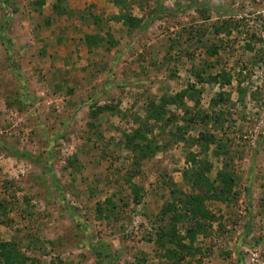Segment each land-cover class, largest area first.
Returning <instances> with one entry per match:
<instances>
[{
	"label": "rangeland",
	"instance_id": "obj_1",
	"mask_svg": "<svg viewBox=\"0 0 264 264\" xmlns=\"http://www.w3.org/2000/svg\"><path fill=\"white\" fill-rule=\"evenodd\" d=\"M0 243L264 264V0H0Z\"/></svg>",
	"mask_w": 264,
	"mask_h": 264
},
{
	"label": "trees",
	"instance_id": "obj_2",
	"mask_svg": "<svg viewBox=\"0 0 264 264\" xmlns=\"http://www.w3.org/2000/svg\"><path fill=\"white\" fill-rule=\"evenodd\" d=\"M220 78L223 79L224 83H229L230 82V77H221L220 76ZM221 100L223 101L222 97H221ZM216 104L217 103L214 102V105H216ZM194 122H195V120H190V123H194ZM210 138L211 137L209 135L202 134L200 136V138L197 140V142L198 143H204L206 145V147H208L209 144H211L212 141H213ZM193 177H194V173H193ZM194 183H195V180H194ZM190 204L192 206V208H191V212L192 213L197 212L196 214H198V215H203V214L206 215V211H205L206 209H204L203 206H202V201H201V197L200 196L199 197H197V196L192 197L190 199ZM0 247L4 250V247H6V246H5V244H1ZM99 256H100V258H102L103 255H99ZM100 258H99V260H102ZM9 264H12V263H9Z\"/></svg>",
	"mask_w": 264,
	"mask_h": 264
}]
</instances>
